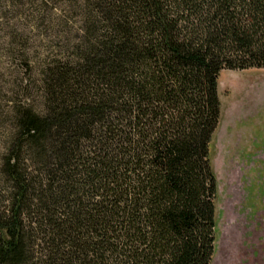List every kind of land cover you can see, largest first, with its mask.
Here are the masks:
<instances>
[{
    "label": "trees",
    "instance_id": "1",
    "mask_svg": "<svg viewBox=\"0 0 264 264\" xmlns=\"http://www.w3.org/2000/svg\"><path fill=\"white\" fill-rule=\"evenodd\" d=\"M0 161V264H210L223 69L264 68V0H76Z\"/></svg>",
    "mask_w": 264,
    "mask_h": 264
},
{
    "label": "rangeland",
    "instance_id": "2",
    "mask_svg": "<svg viewBox=\"0 0 264 264\" xmlns=\"http://www.w3.org/2000/svg\"><path fill=\"white\" fill-rule=\"evenodd\" d=\"M76 0H0V161L14 110L40 107L42 65L66 55L80 28ZM210 146L216 178L210 264H264V68L223 69Z\"/></svg>",
    "mask_w": 264,
    "mask_h": 264
}]
</instances>
